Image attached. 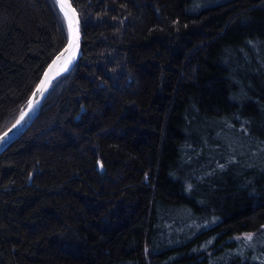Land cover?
Listing matches in <instances>:
<instances>
[{
	"label": "trees",
	"instance_id": "trees-1",
	"mask_svg": "<svg viewBox=\"0 0 264 264\" xmlns=\"http://www.w3.org/2000/svg\"><path fill=\"white\" fill-rule=\"evenodd\" d=\"M71 1L78 56L0 153V264H264V0ZM67 39L0 0V133Z\"/></svg>",
	"mask_w": 264,
	"mask_h": 264
},
{
	"label": "water",
	"instance_id": "water-1",
	"mask_svg": "<svg viewBox=\"0 0 264 264\" xmlns=\"http://www.w3.org/2000/svg\"><path fill=\"white\" fill-rule=\"evenodd\" d=\"M68 2L71 4V8L75 9L77 14V19L79 21L78 28H79V37H80V19L78 12L76 8L73 6L72 1L68 0ZM67 24V21H66ZM68 27V24H67ZM68 45V39L66 44L60 49L59 52H57L54 57L48 62L44 70L42 71L34 89L32 90L28 101L26 103V106L23 108L19 116L16 118V120L3 132L0 133V153L15 139H17L19 136L22 135V133L30 126V124L34 121V119L37 117L40 107L42 105V102L51 87L52 83L63 73L67 72L73 65L75 59L78 56L79 49L76 55V58L73 60L71 65L67 68L66 71H62L61 69L64 67V59L61 58L59 61H57V57L60 56V54L64 51V49ZM79 45H80V38H79ZM55 61V63H54ZM59 73V75L57 74ZM47 74V75H46ZM42 82L46 84V87H44L43 91H38L39 88L42 87ZM31 101L32 107L29 108L28 104ZM23 115V119L21 120V116ZM17 120H20V123L17 124ZM13 125H16L13 127ZM5 133L7 135L5 136Z\"/></svg>",
	"mask_w": 264,
	"mask_h": 264
},
{
	"label": "snow or ice",
	"instance_id": "snow-or-ice-1",
	"mask_svg": "<svg viewBox=\"0 0 264 264\" xmlns=\"http://www.w3.org/2000/svg\"><path fill=\"white\" fill-rule=\"evenodd\" d=\"M56 3L58 4L61 13H63V16L68 24V45L64 49V51L60 54V56L57 57V61H59L61 58L64 59V67L61 69L62 71H66L68 68V65L72 63V61L76 58L78 49H79V28L78 24L79 21L77 19V14L75 9L71 8V4L68 2V0H56ZM55 63V61H54ZM59 75V73H57ZM47 75V74H46ZM44 87H46V84L42 82V87L38 89V91H43ZM28 107H32L31 101L28 104ZM23 119V115L21 116V120ZM17 124L20 123V120H17ZM16 125H13L15 127ZM7 133H5V136ZM251 235H248L247 239L251 240Z\"/></svg>",
	"mask_w": 264,
	"mask_h": 264
},
{
	"label": "bare ground",
	"instance_id": "bare-ground-1",
	"mask_svg": "<svg viewBox=\"0 0 264 264\" xmlns=\"http://www.w3.org/2000/svg\"><path fill=\"white\" fill-rule=\"evenodd\" d=\"M73 62V61H72ZM71 65V64H70ZM70 65H68V67L70 66Z\"/></svg>",
	"mask_w": 264,
	"mask_h": 264
}]
</instances>
